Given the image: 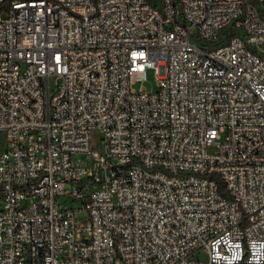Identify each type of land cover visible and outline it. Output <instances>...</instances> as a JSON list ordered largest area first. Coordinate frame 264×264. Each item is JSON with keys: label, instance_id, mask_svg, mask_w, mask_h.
<instances>
[{"label": "built area", "instance_id": "2783aa9c", "mask_svg": "<svg viewBox=\"0 0 264 264\" xmlns=\"http://www.w3.org/2000/svg\"><path fill=\"white\" fill-rule=\"evenodd\" d=\"M0 264H264L255 0H0Z\"/></svg>", "mask_w": 264, "mask_h": 264}, {"label": "rangeland", "instance_id": "374dc122", "mask_svg": "<svg viewBox=\"0 0 264 264\" xmlns=\"http://www.w3.org/2000/svg\"><path fill=\"white\" fill-rule=\"evenodd\" d=\"M256 5L261 10L262 14L264 15V0H255ZM143 85L148 91H155L157 90V81H156V75L153 70H148L147 72V79L144 81H140L137 84V87H140ZM95 140H97V136H95ZM78 215L82 218H85L88 215V212L86 210H80L78 211Z\"/></svg>", "mask_w": 264, "mask_h": 264}, {"label": "trees", "instance_id": "16d2710c", "mask_svg": "<svg viewBox=\"0 0 264 264\" xmlns=\"http://www.w3.org/2000/svg\"><path fill=\"white\" fill-rule=\"evenodd\" d=\"M255 3H256V1H255Z\"/></svg>", "mask_w": 264, "mask_h": 264}]
</instances>
